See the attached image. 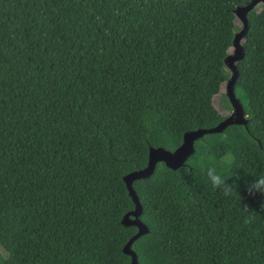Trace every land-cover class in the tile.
<instances>
[{"label":"trees","instance_id":"obj_1","mask_svg":"<svg viewBox=\"0 0 264 264\" xmlns=\"http://www.w3.org/2000/svg\"><path fill=\"white\" fill-rule=\"evenodd\" d=\"M251 1L0 0V264L131 263L123 177L228 117L214 98L234 11ZM246 19L233 85L245 123L132 182L148 228L137 264H264V195L248 190L264 173V3ZM229 152L224 195L200 162Z\"/></svg>","mask_w":264,"mask_h":264},{"label":"water","instance_id":"obj_2","mask_svg":"<svg viewBox=\"0 0 264 264\" xmlns=\"http://www.w3.org/2000/svg\"><path fill=\"white\" fill-rule=\"evenodd\" d=\"M259 2L264 3V0H252L248 5L236 8L235 10L236 14H238L243 21V29L241 30L240 33L234 34L233 37L232 46L236 47V54L232 56L228 55L225 58L226 66L227 67L229 66L232 71L231 77L227 82V93L229 100L231 101L235 109L236 116L235 117L228 116L225 120H223L221 123H219L217 126L213 128L198 129L196 131L185 133L183 135L182 144L179 147H177L174 151H168L161 147H157V148L151 147L148 153L147 166L143 169L132 171L123 177L129 195L132 198L135 207L133 210L123 215L121 223L124 226L134 225L137 228V232L126 242V244L123 247V252L131 256L130 264H137L136 253L132 249H130L132 242L139 236L144 235L145 233L148 232L147 226L139 219V215L141 214V205L132 187V182L136 179L148 177L153 172V169L158 161H163L166 164V166L172 169L181 166L194 151V147H193L194 139L200 137L202 134L207 132L221 131L226 125L232 122L245 123L242 107L233 93V85L237 76L235 62L239 61L244 55L243 47L240 41L247 31L246 13L252 10L254 6H256Z\"/></svg>","mask_w":264,"mask_h":264},{"label":"clouds","instance_id":"obj_3","mask_svg":"<svg viewBox=\"0 0 264 264\" xmlns=\"http://www.w3.org/2000/svg\"><path fill=\"white\" fill-rule=\"evenodd\" d=\"M226 139V137H225ZM234 162V156L229 152L225 153L216 161L214 158L209 157L207 160L200 162V168L204 172L208 182L214 189H223L224 195H230L235 190L233 185H227L226 179L218 170L221 167L231 168ZM249 192H260L264 195V173L254 177V179L248 184Z\"/></svg>","mask_w":264,"mask_h":264},{"label":"rangeland","instance_id":"obj_4","mask_svg":"<svg viewBox=\"0 0 264 264\" xmlns=\"http://www.w3.org/2000/svg\"><path fill=\"white\" fill-rule=\"evenodd\" d=\"M234 13H235L234 22H235V26H236L235 34H237V33H240L241 30L243 29V21L240 18V16L238 14H236V11H234ZM235 54H236V47L232 46L229 56L230 55L232 56ZM228 68H229L230 72L232 73L229 66H228ZM222 91H223V95H218L214 98V104L216 105V107L219 109V111L223 115L235 117L236 112H235V109H234L231 101L229 100L228 93H227V83L223 85Z\"/></svg>","mask_w":264,"mask_h":264}]
</instances>
